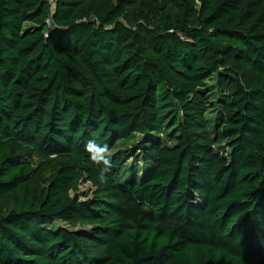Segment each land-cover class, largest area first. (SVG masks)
<instances>
[{
	"label": "trees",
	"instance_id": "obj_1",
	"mask_svg": "<svg viewBox=\"0 0 264 264\" xmlns=\"http://www.w3.org/2000/svg\"><path fill=\"white\" fill-rule=\"evenodd\" d=\"M51 9L0 0V264H264V0Z\"/></svg>",
	"mask_w": 264,
	"mask_h": 264
},
{
	"label": "rangeland",
	"instance_id": "obj_2",
	"mask_svg": "<svg viewBox=\"0 0 264 264\" xmlns=\"http://www.w3.org/2000/svg\"><path fill=\"white\" fill-rule=\"evenodd\" d=\"M96 191H97V187L88 179L82 177L77 187L72 192V196H77L81 201H86L91 199ZM53 228L55 230H57L58 228H65L73 231L88 229L87 227H82L79 224L78 225L75 223L71 224L69 222H59Z\"/></svg>",
	"mask_w": 264,
	"mask_h": 264
},
{
	"label": "clouds",
	"instance_id": "obj_3",
	"mask_svg": "<svg viewBox=\"0 0 264 264\" xmlns=\"http://www.w3.org/2000/svg\"><path fill=\"white\" fill-rule=\"evenodd\" d=\"M85 151L89 153L90 159L94 163L104 165V170H107V166L109 164L107 145L101 146L99 144L89 141V143L85 145ZM98 179L104 181V177L102 175L98 177Z\"/></svg>",
	"mask_w": 264,
	"mask_h": 264
},
{
	"label": "built area",
	"instance_id": "obj_4",
	"mask_svg": "<svg viewBox=\"0 0 264 264\" xmlns=\"http://www.w3.org/2000/svg\"><path fill=\"white\" fill-rule=\"evenodd\" d=\"M46 1H48V3L50 4V6H51V13L53 12V9H54V6H55V0H46ZM46 24H47V27H48V29H53V24H52V22H51V19L49 18V19H47V21H46Z\"/></svg>",
	"mask_w": 264,
	"mask_h": 264
}]
</instances>
